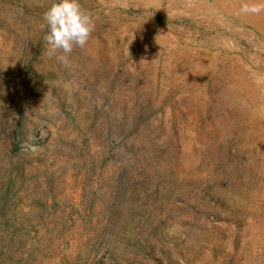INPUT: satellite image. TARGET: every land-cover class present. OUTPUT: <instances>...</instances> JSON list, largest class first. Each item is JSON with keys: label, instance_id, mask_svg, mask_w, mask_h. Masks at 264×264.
Wrapping results in <instances>:
<instances>
[{"label": "rangeland", "instance_id": "rangeland-1", "mask_svg": "<svg viewBox=\"0 0 264 264\" xmlns=\"http://www.w3.org/2000/svg\"><path fill=\"white\" fill-rule=\"evenodd\" d=\"M0 0V264H264L260 0Z\"/></svg>", "mask_w": 264, "mask_h": 264}, {"label": "clouds", "instance_id": "clouds-1", "mask_svg": "<svg viewBox=\"0 0 264 264\" xmlns=\"http://www.w3.org/2000/svg\"><path fill=\"white\" fill-rule=\"evenodd\" d=\"M241 11L258 15L264 12V0L242 3ZM94 29V17L82 7L80 0H55L44 13L41 24V30L46 31L43 38L47 45L46 55L68 66L74 49H83Z\"/></svg>", "mask_w": 264, "mask_h": 264}]
</instances>
